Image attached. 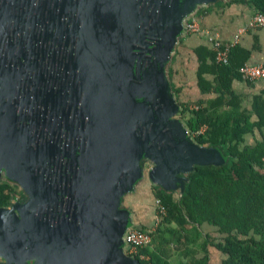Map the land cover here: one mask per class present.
Wrapping results in <instances>:
<instances>
[{
    "label": "water",
    "instance_id": "obj_1",
    "mask_svg": "<svg viewBox=\"0 0 264 264\" xmlns=\"http://www.w3.org/2000/svg\"><path fill=\"white\" fill-rule=\"evenodd\" d=\"M129 1L123 0V6H130ZM225 1L149 0L147 35L156 46L138 76L129 72L135 66L132 55L130 59L126 51L119 50L120 45L133 48L137 41L140 26L134 13L130 11L126 18L129 35L104 37L110 60L113 55L128 60L127 74L135 83L128 81L125 67L119 65L112 66L105 81L101 79L105 89L101 93L109 96L100 100L106 119L96 154L101 161L88 163V171L76 178L78 184L72 188L79 189L74 197L79 207L68 220L61 219V211L50 213L41 208L58 200L46 191L29 194L26 202L14 196L10 206L0 207V264H140L127 253L124 237L135 222L132 211L123 207L124 198L143 179L183 195L195 167L227 163L219 147L199 145L176 118L181 106L168 76L176 46L186 34V20L201 7ZM47 3L0 0V181L16 184L24 192L40 187L38 177L26 178V172L43 163L41 151L27 146L24 132L15 125L23 109L37 102L33 97L45 61ZM92 150L89 160L95 156Z\"/></svg>",
    "mask_w": 264,
    "mask_h": 264
},
{
    "label": "trees",
    "instance_id": "obj_2",
    "mask_svg": "<svg viewBox=\"0 0 264 264\" xmlns=\"http://www.w3.org/2000/svg\"><path fill=\"white\" fill-rule=\"evenodd\" d=\"M221 3L247 5L264 14V0ZM194 54L200 92L215 98L195 102L199 110L193 103L180 102L182 90L169 73L181 106L180 120L190 134L207 127L194 140L202 146L219 147L228 161L223 166L195 167L183 195L153 186L160 202L156 212L160 222L151 243L129 255L140 264H211L215 251L220 264H264V98L256 95L251 109L243 108L232 87L250 54L235 46L228 65L218 64L215 52L204 46L194 49ZM14 194L10 184H0V207L10 206ZM205 226L212 231L205 233Z\"/></svg>",
    "mask_w": 264,
    "mask_h": 264
},
{
    "label": "flooded vegetation",
    "instance_id": "obj_3",
    "mask_svg": "<svg viewBox=\"0 0 264 264\" xmlns=\"http://www.w3.org/2000/svg\"><path fill=\"white\" fill-rule=\"evenodd\" d=\"M129 2L130 6L126 3L123 6V0H48L47 3L45 61L42 79L36 83L37 96L33 97L37 102L33 108L23 109L15 125L24 132L27 146L41 151L43 166L26 172V178L38 177L40 187L24 192L7 180L1 179L0 184H10L20 202H26L27 196L36 192L56 195L58 200L53 205L45 203L41 208L50 213L61 211L62 220H68L79 207L74 199L79 189L72 188L78 184L76 178L88 171V163L101 161L96 154L106 119L101 115L100 100L109 97L108 93H101L105 91L101 79L105 81L112 73V66L119 65L125 67L123 74L128 76V81L135 83L127 74V67H131L128 60L122 61V55H113L110 60L103 45L104 37L129 35L126 18L130 11L134 13L140 26L134 50L127 45L119 48L126 51L128 58L132 55L135 66L129 72L134 76L144 72L149 51L156 46L147 35L149 0ZM125 129L131 127L125 125ZM91 150L95 156L89 160ZM141 164L145 166V161Z\"/></svg>",
    "mask_w": 264,
    "mask_h": 264
},
{
    "label": "crops",
    "instance_id": "obj_4",
    "mask_svg": "<svg viewBox=\"0 0 264 264\" xmlns=\"http://www.w3.org/2000/svg\"><path fill=\"white\" fill-rule=\"evenodd\" d=\"M255 14L256 12L253 8L242 4L224 5L221 2H219L217 4L209 5L207 7L199 8L198 12L195 15L191 16L186 20V24L190 23L192 18H197L199 20L200 33L193 34V33H189L186 30L185 36L179 41L180 44L178 43L179 46L176 52L174 53L172 62L177 61L176 56H178L179 54L183 55L185 53V49L183 47L191 46L193 53H194V49L201 46L207 47L211 50L212 48L206 36V33L211 31L217 33L222 39V41L225 43H233L237 40L236 46H239L241 50H244L246 53L250 54L245 64L264 66V30L261 29L251 30L245 34L242 35L239 34L240 29L244 27ZM186 24H185V29H186ZM183 61H185L183 56L178 58L179 63ZM196 63H197V67L195 70V76L193 77L195 81L194 80L191 81L189 78L187 81L186 78L184 77L183 72H181L180 66H175L173 67L174 69L169 68L168 74L170 73L169 75H171V81L173 82V84H176V86L182 90L183 92L182 97L183 95L184 97L186 95L190 97L188 91L193 90L194 93H196L195 98H192L195 100V102H198L201 99H214L215 95L210 94L204 96L201 94L197 80V69H198L197 56H196ZM179 74H181L182 76L181 79L178 78ZM209 79L211 80L212 77H210ZM232 87L236 91L238 96H240V98L242 99L243 108L251 109L253 103V97L256 95H262L264 98V81L251 83L245 81L241 77L240 79H234L232 83ZM180 99H181V95L179 97V100ZM180 102H190V101L188 99H185V101L180 100ZM263 135H264V130H263ZM255 136H257L258 139H261V135L258 131H256ZM251 141L253 142V138H251ZM142 185H146V187L143 189L145 193L147 190L151 192L152 199H150V201H154L155 204L158 202V200H156L153 194L154 185H152V183L148 179H143L137 185L136 191L125 198V202H126V199L128 197H133L132 206L136 207L137 209L138 206L140 205V202L145 205L148 204L142 202L144 200L143 197L145 194L142 193L141 191ZM130 211H132V214L134 215L135 211L134 210H130ZM148 212L151 213L147 208V213L145 217L144 218L142 217L143 220L146 217H149L150 214ZM134 222H135V228H141V227L152 228L156 222V214L154 216V220H151L150 224H148L147 222L144 223L142 221L138 222L136 217ZM204 229L210 232L212 231V228L208 226H205Z\"/></svg>",
    "mask_w": 264,
    "mask_h": 264
},
{
    "label": "built area",
    "instance_id": "obj_5",
    "mask_svg": "<svg viewBox=\"0 0 264 264\" xmlns=\"http://www.w3.org/2000/svg\"><path fill=\"white\" fill-rule=\"evenodd\" d=\"M258 29L264 30V14L256 13L248 21V23L240 29L239 34L242 35L251 30ZM186 30L193 34L200 33L199 20L197 18H192L191 22L186 24ZM206 36L212 50L216 54V62L218 64L228 65L231 50L236 46L237 40L233 43H225L215 32H207ZM239 73L241 74V77L247 82L255 83L258 81H264L263 65L245 64L239 69ZM193 108L195 110H199L197 105H194ZM206 129L207 127L204 126L196 133L191 134V136L194 138L200 134H203ZM157 204H160V202L158 201ZM159 222L160 220L156 217L155 225L150 228L148 232H144L139 228H133L127 231L124 240L128 245V254L135 253L138 249L144 248L151 243V234L153 231H155Z\"/></svg>",
    "mask_w": 264,
    "mask_h": 264
},
{
    "label": "rangeland",
    "instance_id": "obj_6",
    "mask_svg": "<svg viewBox=\"0 0 264 264\" xmlns=\"http://www.w3.org/2000/svg\"><path fill=\"white\" fill-rule=\"evenodd\" d=\"M228 1V0H227ZM209 32H211V31H209ZM180 44V43H179ZM179 44L176 46V50H177V48H178V46H179ZM184 49H185V53L182 55V54H179L178 56H176V58H177V61H174V62H172L173 61V58H172V61H171V63L169 64V66H168V70H169V68L170 69H172L173 67H175V66H180V69H181V72H183V74H184V77L186 78V80L188 81V78L191 80V81H193L194 80V76H195V70H196V67H197V63H196V56H195V54L192 52V49H191V46H189V47H183ZM174 56V55H173ZM181 56H183V58L185 59V61H183V62H181V63H179L178 62V58L179 57H181ZM174 69V68H173ZM169 76V75H168ZM181 74H179L178 75V78L179 79H181ZM195 81V80H194ZM176 85V84H175ZM182 94H183V92L180 94L181 95V99L180 100H183V101H185V99H188L190 102H193V104H194V102H195V100L194 99H192V98H195V94L196 93H194V91L193 90H189L188 91V94H189V96L190 97H188L187 95L184 97V95H183V97H182ZM180 97V96H179ZM195 105V104H194ZM176 118H178V119H180L181 118V115L179 114V115H177L176 116ZM248 139V142L250 141V142H252L251 141V137H248L247 138ZM146 187V185H142V189H141V191H142V193H145V191H143V189ZM152 195H151V192L150 191H146V193L144 194V197H143V201L142 202H145V203H148V204H142L141 202H140V205L138 206V209L136 208V207H133L132 206V198L133 197H128L127 199H126V206L130 209V210H134L133 212H134V215H133V217H134V220H135V217L137 218V221L139 222H144V223H148V224H150L151 223V220H154V216H155V214H156V212H157V210H158V208H159V204H155V202L154 201H150V199H152V197H151ZM175 196H177V195H175ZM127 197V196H126ZM154 197V196H153ZM137 210H136V209ZM147 208H148V210L151 212V213H149L150 215H149V217H146L144 220L142 219V217L144 218L145 217V215H146V213H147ZM154 214H153V213ZM145 213V214H144ZM204 231L206 232V233H208V232H210V231H208V230H205L204 229ZM214 252V255L212 256V261H211V264H220V260H219V255H218V253L217 252H215V251H213ZM127 253H128V251H127Z\"/></svg>",
    "mask_w": 264,
    "mask_h": 264
}]
</instances>
